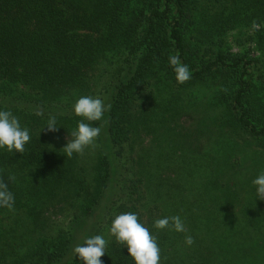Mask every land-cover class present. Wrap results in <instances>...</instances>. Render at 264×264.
<instances>
[{
	"label": "trees",
	"instance_id": "trees-1",
	"mask_svg": "<svg viewBox=\"0 0 264 264\" xmlns=\"http://www.w3.org/2000/svg\"><path fill=\"white\" fill-rule=\"evenodd\" d=\"M171 55L188 65L187 82ZM202 85L212 99L180 94ZM81 96L111 109L83 120ZM198 98L182 123L170 109L165 119L173 100L187 112ZM0 110L31 136L23 154L0 148L15 200L14 211L0 207V264H83L73 249L94 235L108 242L103 264H136L110 234L125 212L156 236L160 264H264L252 183L264 164V0H0ZM50 116L58 131H46ZM82 120L101 133L68 158ZM234 146L254 159L248 171ZM176 215L186 232L154 227Z\"/></svg>",
	"mask_w": 264,
	"mask_h": 264
},
{
	"label": "clouds",
	"instance_id": "clouds-1",
	"mask_svg": "<svg viewBox=\"0 0 264 264\" xmlns=\"http://www.w3.org/2000/svg\"><path fill=\"white\" fill-rule=\"evenodd\" d=\"M169 64L175 72L178 83L183 84L191 78L188 65L181 63L178 55H171ZM110 109V104L105 105L102 99L93 96H81L73 105L75 115L89 122L102 120L105 112ZM35 114L43 115V111L37 110ZM83 120L78 122L77 129L71 133L72 139L63 147L64 154L68 158L74 153L83 154L86 147L94 146L101 133V127H94ZM46 125V131H58L55 116H50ZM30 139L29 130L21 127L19 119L11 111L0 110V148H6L13 154L14 152L23 154L25 145ZM15 179L14 175L9 176V180L15 181ZM252 183L256 188V198L264 200V171ZM14 202V195L9 191L7 183L0 179V207L14 211ZM154 227L158 230L171 228L177 232H186L184 223L178 215L156 219ZM110 234L119 244L127 246L128 254L136 264H160L161 250L157 238L139 222L137 213L125 212L117 215L111 223ZM107 243L102 235H94L85 239L84 246H75L73 252L75 256H79L83 264H103L101 257L106 252ZM185 243L191 246L195 243L194 237L186 235Z\"/></svg>",
	"mask_w": 264,
	"mask_h": 264
},
{
	"label": "rangeland",
	"instance_id": "rangeland-1",
	"mask_svg": "<svg viewBox=\"0 0 264 264\" xmlns=\"http://www.w3.org/2000/svg\"><path fill=\"white\" fill-rule=\"evenodd\" d=\"M229 42H230V46L234 50H236V49L240 50L241 48L245 47V44H241L240 45L239 43H237L235 40H232L231 38L229 39ZM188 91L192 92L193 95L191 97H190L191 94L189 96H186L184 92H182L180 94L183 96V99L191 100V101H192L194 95L198 96L199 98H203V96H206V98L212 99V96L214 94L213 85H202V86H199L196 90H188ZM157 94L159 95V92L156 90V92L152 94V97H155ZM199 98L197 100L193 101L192 103H190L192 105L189 106V109L187 110V112L184 110V108L181 109L179 107L178 103H176V101L173 100V103L171 104L172 105V109L168 108L167 113L165 115V119L168 117L169 109H170L171 112L177 114V115H175V119H177V122L178 123H182V121H184L183 120L184 119V114L185 113L187 114L189 111H191L193 109L195 110V108H193V105L201 103V101H200L201 99H199ZM185 106H187L186 103H184V107ZM200 109H201V107H199L197 110H200ZM206 136H207V134H202L201 135L200 144H204L207 148H209L208 143H209L210 139H209V137H206ZM238 139H239L238 137H235V140H236L237 143H238ZM244 142H245V145H243V147H246L245 150H249L250 148H249L248 142L245 141V140H244ZM256 148L257 147L253 145L252 149L256 150ZM242 150H243L242 148L234 146V151H232V161L234 163L238 164L239 166H242V168H244V169H246L248 171L250 169V166H251V163H252V162L249 161V159H252L253 162H254V159L251 156H248V154H246V153L244 155ZM259 153L264 157V149L263 148L261 149V151ZM243 156H245L246 159H244ZM255 167L258 169V171H260V173L262 171H264V164L257 165V166L255 165ZM261 231L264 234V228ZM78 243L79 244L83 243V241L82 242H78Z\"/></svg>",
	"mask_w": 264,
	"mask_h": 264
}]
</instances>
